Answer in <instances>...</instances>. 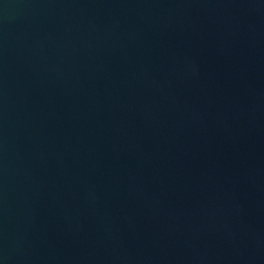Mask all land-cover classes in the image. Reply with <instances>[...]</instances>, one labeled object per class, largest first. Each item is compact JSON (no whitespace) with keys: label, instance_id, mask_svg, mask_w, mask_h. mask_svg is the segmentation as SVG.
Instances as JSON below:
<instances>
[{"label":"water","instance_id":"water-1","mask_svg":"<svg viewBox=\"0 0 264 264\" xmlns=\"http://www.w3.org/2000/svg\"><path fill=\"white\" fill-rule=\"evenodd\" d=\"M0 264H264V0H0Z\"/></svg>","mask_w":264,"mask_h":264}]
</instances>
